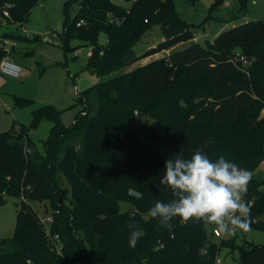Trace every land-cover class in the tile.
Masks as SVG:
<instances>
[{
  "label": "trees",
  "instance_id": "16d2710c",
  "mask_svg": "<svg viewBox=\"0 0 264 264\" xmlns=\"http://www.w3.org/2000/svg\"><path fill=\"white\" fill-rule=\"evenodd\" d=\"M39 1L0 0V19L24 22ZM125 1L128 7L112 0L64 3L60 46L64 53L89 46L84 70L98 78L77 92L81 109L72 123L64 124L63 110L51 104L15 99L30 107L32 120L0 131V206L14 198L17 209L13 235L0 238V264H214L223 247L237 250L240 264H264V244L235 237L217 244L214 225L182 224L178 217L170 233L148 216L156 202L174 198L160 185L166 160L178 153L190 159L199 149L213 162L223 156L252 173L244 199L251 203V230L264 232V184L254 176L264 160V19L200 44L193 41L196 29L224 0H214L199 24L181 18L173 0ZM238 2L243 10L247 0ZM154 25L163 39L140 56L169 55L118 71L139 59L133 46ZM70 39L82 44L71 46ZM237 50L245 64L233 60ZM8 53L0 44V59ZM58 64L67 67L52 65ZM42 118L52 125L40 151L29 129ZM121 202L131 203L133 212L121 211ZM32 203L48 204L47 226ZM132 222L143 230L135 248L129 246Z\"/></svg>",
  "mask_w": 264,
  "mask_h": 264
},
{
  "label": "rangeland",
  "instance_id": "374dc122",
  "mask_svg": "<svg viewBox=\"0 0 264 264\" xmlns=\"http://www.w3.org/2000/svg\"><path fill=\"white\" fill-rule=\"evenodd\" d=\"M66 0H40L31 10L27 20L21 23L6 22L4 18L0 21V44L6 50L4 57L12 58L18 63L22 72L19 77H7L0 73V131L10 129L12 126L18 128L21 123L28 126L32 120L30 107L15 103L16 98L31 99L37 105L51 104L62 111V121L68 125L72 123L74 116L81 109L76 101L77 92L85 89L98 81L96 76L84 70L90 47L80 45L76 51L64 53L59 40L63 29L64 3ZM116 4L128 7L130 2L125 0H112ZM176 12L188 22L199 24L210 13V6L214 0H173ZM240 9L238 0H224L217 8L211 11V17L207 18L203 25L196 29L194 42L205 44L222 30L235 25L250 21L264 19V0H247L243 10ZM76 5L69 9L72 16ZM18 33L30 39L39 35L38 43L25 40H16L11 46V39H3L4 34ZM2 39L4 42H2ZM163 39L159 25L152 26L147 30L133 46V51L139 59L127 65L120 72L132 69L138 64L146 63L156 57H166L171 50H164L150 56H140L146 50L153 48ZM98 41L104 43L106 35L104 32L98 34ZM69 44L76 46L82 44L77 39H70ZM190 42L177 45L174 49L188 46ZM239 54L236 51L235 56ZM66 62L67 67L61 64L52 65L54 62ZM264 112V111H263ZM52 122L42 118L35 127L29 129V136L37 148L42 151L41 141L49 133ZM264 184V170L260 166L254 175ZM63 185L66 182L63 180ZM16 199L9 198L7 203L0 206V238H8L13 235L16 218ZM31 207L38 216L45 220L50 217V210L46 203H32ZM120 210L132 213L134 206L128 202L119 204ZM264 220V215L261 217ZM47 226V224H45ZM235 237L237 242L243 239L264 244V232L250 230L248 232L237 231L235 234L223 235V239ZM219 238L212 237V241L219 244ZM218 258L222 264H240L237 250L221 248Z\"/></svg>",
  "mask_w": 264,
  "mask_h": 264
},
{
  "label": "clouds",
  "instance_id": "9594fccd",
  "mask_svg": "<svg viewBox=\"0 0 264 264\" xmlns=\"http://www.w3.org/2000/svg\"><path fill=\"white\" fill-rule=\"evenodd\" d=\"M252 173L226 160L223 156L215 162L202 150H197L190 159L181 153L166 160L160 185L172 190L170 202H156L148 211V216L158 220L159 225L173 230L172 220L179 218L180 223L189 221L214 225L225 235L235 234L238 230H251L253 220L250 206L244 199ZM129 246L135 248L143 230L135 223ZM207 243L199 249L200 255L207 252Z\"/></svg>",
  "mask_w": 264,
  "mask_h": 264
},
{
  "label": "built area",
  "instance_id": "2783aa9c",
  "mask_svg": "<svg viewBox=\"0 0 264 264\" xmlns=\"http://www.w3.org/2000/svg\"><path fill=\"white\" fill-rule=\"evenodd\" d=\"M5 15L8 16V12H4ZM79 25V23H78ZM14 45V41L11 42V46ZM6 52H8V49L5 50ZM233 60L236 62V61H239V62H242L243 64L246 63V59L244 56L242 55H239L237 54ZM22 72V68L21 66L16 63L12 58H9L8 56L7 57H3L0 59V73L4 76H7V77H13V78H17L20 76ZM262 167V169L264 170V160L263 162L261 163L260 165ZM249 205H251V203H249ZM51 221V217H46L45 220L41 219V222L45 225V224H49ZM212 234H213V237L215 238H219V239H222L223 238V235L222 233H220L216 227L214 226L213 229H212ZM30 264V263H29ZM214 264H222V261L220 258H218V256L216 257L215 259V262Z\"/></svg>",
  "mask_w": 264,
  "mask_h": 264
},
{
  "label": "water",
  "instance_id": "95a60500",
  "mask_svg": "<svg viewBox=\"0 0 264 264\" xmlns=\"http://www.w3.org/2000/svg\"><path fill=\"white\" fill-rule=\"evenodd\" d=\"M129 195L136 198V199H139L140 198V194L136 193L135 191H132L130 190L129 191Z\"/></svg>",
  "mask_w": 264,
  "mask_h": 264
},
{
  "label": "crops",
  "instance_id": "0c3cea01",
  "mask_svg": "<svg viewBox=\"0 0 264 264\" xmlns=\"http://www.w3.org/2000/svg\"><path fill=\"white\" fill-rule=\"evenodd\" d=\"M0 21H1V19H0ZM5 40H6V39H5ZM2 42H4L3 39H2ZM89 53H90V51H89ZM52 64H53V63H52Z\"/></svg>",
  "mask_w": 264,
  "mask_h": 264
}]
</instances>
